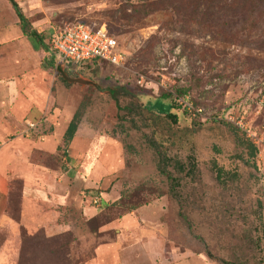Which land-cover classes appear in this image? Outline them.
Instances as JSON below:
<instances>
[{"label":"rangeland","instance_id":"374dc122","mask_svg":"<svg viewBox=\"0 0 264 264\" xmlns=\"http://www.w3.org/2000/svg\"><path fill=\"white\" fill-rule=\"evenodd\" d=\"M15 1L49 46L56 28H97L106 23L104 11L130 12L131 5L145 0ZM165 1L144 27L111 31L125 52L123 66L67 63L39 49L33 52L36 61L30 60L41 70L18 82L17 103L6 106L0 90L3 117L13 107L19 123L46 122L43 132L50 127L44 119L66 129L76 110L82 112L67 146L62 135L53 157L43 151L31 157L58 171L63 179L54 190L66 195V204L37 207L42 219L25 223L20 219L22 184L14 181L5 208L12 220L0 226V264H95L96 248L118 240L124 247L135 245L121 252L122 264H152V257L140 251L142 240L162 248L158 264H264V9L248 14L227 3L205 15L204 6L175 4L176 15ZM3 2L4 25H11L9 18H18ZM8 61L4 55L1 67ZM113 86L125 87L134 95L128 99L160 114L152 138L168 156L184 162L194 154L196 177L179 175L178 199L168 197L156 154L142 133L128 124L120 128L113 100L99 90ZM183 90L200 115L174 107L171 95ZM23 130L17 128L15 136L44 142ZM234 130L244 145L255 147L249 160L248 148L236 146ZM214 164L223 170L221 180ZM134 205L137 209L129 211ZM37 233L38 245L31 239ZM44 241L49 244L42 249Z\"/></svg>","mask_w":264,"mask_h":264},{"label":"crops","instance_id":"0c3cea01","mask_svg":"<svg viewBox=\"0 0 264 264\" xmlns=\"http://www.w3.org/2000/svg\"><path fill=\"white\" fill-rule=\"evenodd\" d=\"M6 2L8 1L6 0ZM4 4L3 0H0V7L3 8ZM4 14L3 9L2 12L0 11V90L6 95L4 101L6 100L5 104L7 106L17 103L18 97L14 92H16L18 82L25 80L24 78L31 75L32 72H40L41 67H33V62L36 61L33 52L39 50L37 45L30 37L25 36L20 29V31L16 30L18 20L9 18L11 25H4ZM4 55L9 59V64L6 67H1L4 66L2 62L4 61ZM28 57L33 62L29 61ZM11 61H14L15 65L10 63ZM0 103L2 102L0 101ZM7 109L9 114L6 112L4 117L0 109V226L7 224L4 220H12L6 214L5 208L8 192L14 181H20L22 184L20 190V219L31 224L33 219L39 221L42 219L37 215L41 213H38L35 208L48 207L51 204L57 207L60 206L61 202V206H63L67 202L65 194H57L54 190L61 178L58 171L31 161L34 151H43V153L54 155L57 147L62 145V135L66 129L61 127L60 123H55L54 119L48 118L44 120H49L50 127L48 132H43L46 122L37 124L28 119L22 122L21 119L19 123L18 110L13 113V107ZM28 124H33L34 127L30 129ZM19 127L24 129L23 132L26 133L27 137L36 136L44 142L39 143V141L36 142L33 139L18 138L15 134H17L16 130ZM48 136L55 138L54 144H51L52 138L47 139ZM1 184L2 186L5 185V190H3ZM35 187H39V189ZM33 192H36V194H33ZM25 213H29V215H25ZM123 242L118 240L99 245L95 250V264H122L121 252L128 250L130 247H135L134 244L124 247ZM141 244L140 251L152 257V264L161 262L163 251L160 246L158 247L152 240H142Z\"/></svg>","mask_w":264,"mask_h":264},{"label":"trees","instance_id":"16d2710c","mask_svg":"<svg viewBox=\"0 0 264 264\" xmlns=\"http://www.w3.org/2000/svg\"><path fill=\"white\" fill-rule=\"evenodd\" d=\"M7 1L11 5L16 17L18 18V24L20 25L21 32L25 36L30 37L39 49H42L45 52L50 53V47L44 43L43 35L32 27L29 20L24 16L23 12L21 11L16 1L15 0H7ZM160 1L161 0H157V1L145 0L137 4H133L130 6V12H126V10L115 9V8L110 9L108 11H104L102 15L104 17V20H106V23H102L99 27L94 29H100L104 31L107 35L113 36L111 34V31L117 33L121 30V26L135 25L138 26L139 28H142L145 26V24H147L148 17L150 16V14L155 15L157 14V12H159V9L156 5L159 4ZM165 2L172 3V5H170V8L173 10V12L176 15L177 12L179 11L178 10L179 7L177 5L181 6L183 4H187V6L189 4L197 5V9H199V6H204L205 15H208V9L212 11H219L218 7L222 5H226L227 3H229V5H235L240 8L244 7V9L246 10V12H248V14L249 13L255 14L256 10L261 7H263L264 9V0H166ZM183 8H187V7H183ZM165 10L166 8L164 9V11ZM133 14L134 15L136 14L137 17H135ZM51 36L52 33L50 35V38ZM52 54L56 55L54 52H52ZM85 63H94L96 65L108 64L101 60H94ZM59 69L60 70L62 69L61 65L56 66V70L58 71ZM99 90L101 92L106 93L113 100L116 109L118 111V118L122 123L120 125V128L124 129L125 126L124 124H128L130 129L142 133L146 143L153 149V151L156 154V158H157L156 169L158 173L164 176L166 179L168 197L170 199H178L180 196V191L182 189V183H181L182 177L190 178L191 180H194V178L196 177L198 168L194 154L192 152L188 154L184 162L168 156L166 152L163 151L164 149L163 145H161L155 138H152L155 130L154 126L156 125V122L158 120L157 116H159L160 114L155 113L153 110H151L150 105H142L141 103L128 99L129 97L130 98L134 97V95L128 89L122 86H113L107 89H99ZM185 95L189 96V93L186 90L179 91V93H175L171 95L175 108L180 109L179 105L175 101V97L176 96L180 97ZM164 97L167 98L168 94L166 96L164 95ZM145 112L148 115H145ZM166 115L168 116V118L172 119L173 122H176V115L170 113ZM81 116H82L81 109L76 110L63 134L64 145L67 146L72 141L77 131L78 125L81 121ZM143 129L144 130L150 129V133L149 134H147L146 132L144 133ZM233 132H234L233 134H234L236 146H246L248 148L249 150L248 160H249V158L253 157L256 152L255 147L251 143H247L246 145H244L242 138L238 136V132L236 130H234ZM51 156L53 157V155ZM213 168L216 173V178L218 180H221L223 176V170L219 168L216 164L213 165ZM52 170H56V169H52ZM179 175H182V177ZM93 200L94 198H91L92 203ZM134 209H137L136 205L131 206V208L129 207L128 210L132 211ZM31 239L32 241L35 240L36 245H38L37 242L41 240L39 233H37L36 235L35 234L32 235ZM56 242L57 240H55L53 243L57 244ZM46 243L48 242L44 241V243H42L43 246L42 249L48 247L46 246ZM54 244H53V248L57 249V246H55ZM58 247H63V246L59 244ZM207 255L210 256L209 254Z\"/></svg>","mask_w":264,"mask_h":264},{"label":"built area","instance_id":"2783aa9c","mask_svg":"<svg viewBox=\"0 0 264 264\" xmlns=\"http://www.w3.org/2000/svg\"><path fill=\"white\" fill-rule=\"evenodd\" d=\"M49 47L60 61L67 63L79 64L101 60L112 66H123L126 60L125 52L115 37L84 24L54 29ZM175 101L192 116L200 115L202 112L193 105L188 95L176 96ZM28 126L30 129L34 127L33 124ZM251 139L254 144L256 141ZM93 203H97V200L94 199Z\"/></svg>","mask_w":264,"mask_h":264}]
</instances>
